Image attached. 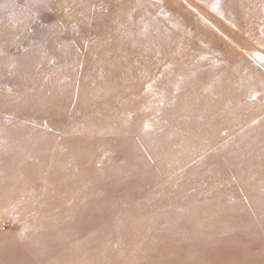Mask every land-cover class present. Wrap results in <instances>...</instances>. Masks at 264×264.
<instances>
[{
  "label": "rangeland",
  "instance_id": "1",
  "mask_svg": "<svg viewBox=\"0 0 264 264\" xmlns=\"http://www.w3.org/2000/svg\"><path fill=\"white\" fill-rule=\"evenodd\" d=\"M0 57V264H264V0H0Z\"/></svg>",
  "mask_w": 264,
  "mask_h": 264
},
{
  "label": "bare ground",
  "instance_id": "2",
  "mask_svg": "<svg viewBox=\"0 0 264 264\" xmlns=\"http://www.w3.org/2000/svg\"><path fill=\"white\" fill-rule=\"evenodd\" d=\"M1 58V57H0ZM178 61V60H177ZM19 80V79H18ZM19 85V84H18ZM56 92V91H55Z\"/></svg>",
  "mask_w": 264,
  "mask_h": 264
}]
</instances>
